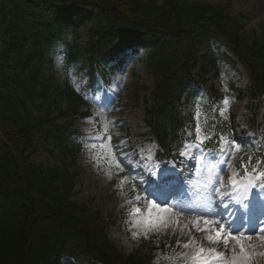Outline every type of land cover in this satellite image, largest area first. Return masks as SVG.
Returning <instances> with one entry per match:
<instances>
[{"label":"trees","instance_id":"16d2710c","mask_svg":"<svg viewBox=\"0 0 264 264\" xmlns=\"http://www.w3.org/2000/svg\"><path fill=\"white\" fill-rule=\"evenodd\" d=\"M52 11L58 17L50 20L47 15ZM80 24L91 25L89 40L85 47H72L64 38L66 27ZM243 30L230 16L229 5L197 0H0V34L5 36V49L0 46V264L61 262L65 253L61 248L69 243L73 255L92 257L101 264L150 261L149 254L141 251L128 259L120 256L105 234L91 226L95 219L71 201L74 176L69 167L74 166L79 147L69 121L88 115L80 109L88 106L84 97L96 80L97 59L105 60L113 51L121 53L130 44L142 45L140 40L146 37L155 43L145 60L155 78L146 125L164 153H172L184 137L183 103L195 83L191 69L201 63L200 72L206 75L217 57L231 61L216 55L210 46L200 57L199 48L205 43L212 46L224 40L247 69L254 120L258 101L264 97V30L259 35ZM56 41L65 45L68 69L87 70L91 75L87 88L77 91L69 76L56 82L43 75L42 62ZM28 104L40 112L38 117ZM58 120L68 123L59 126ZM199 123L205 129L202 114ZM213 124L206 128L213 137L229 127ZM38 133L57 141L61 168L32 162ZM68 155L73 156L70 164Z\"/></svg>","mask_w":264,"mask_h":264},{"label":"rangeland","instance_id":"374dc122","mask_svg":"<svg viewBox=\"0 0 264 264\" xmlns=\"http://www.w3.org/2000/svg\"><path fill=\"white\" fill-rule=\"evenodd\" d=\"M197 1L211 5L230 4L231 16L245 26L244 32L248 35H259L261 29L264 28V0ZM90 28L91 25L79 26L77 31L79 38L74 40L69 36V39L73 44L84 47L89 39L88 32ZM144 43L149 44V41ZM145 52V49H141L133 57L126 58L128 60L126 65L113 76L109 88L102 93L105 95L103 100L107 98L109 103L105 106L102 105L104 110L100 108L93 113L97 120L78 121L75 125L88 142L83 145L75 168L71 170V173L75 175L72 200L79 205H86L91 215L98 216L99 229H104L107 232L110 241L123 256H128L137 250L141 244L139 238L146 237L157 249L156 255L159 258L169 248L177 252L174 247L168 245H166L167 249L165 251H160L162 249L161 245L164 244L162 240L168 234L169 236L172 233L177 234L180 241L184 239V244L192 240H195L197 244L199 242L203 243V238L197 234L198 230H196L193 223L188 224L186 222V220L193 219L192 213L181 210V207L166 206L165 209H153V216L158 214L164 217L166 226L161 225L155 230L148 228L145 220L147 219L146 210L151 207L150 199L142 195V192L135 186L132 176L127 174L123 177H117L109 169L112 162L109 147L113 139L116 140L119 146V153L124 155L126 160L129 161V158L136 156L140 160H145V164L149 167L153 163L155 147L147 142L146 134L148 130L144 123V113L146 103L150 99V92L154 87V78L146 68ZM52 58L54 65L51 66L50 63L46 62L44 65L45 74L49 77L53 76L56 80H61V65L60 60H58L60 56H52ZM2 61L0 60V65L3 64ZM195 72V74H198V70ZM10 73L11 71L8 74ZM207 76V79L203 82V88L200 89V94L211 93L212 86H215L214 88L221 95L226 96L230 84H234L239 90H245L248 85L247 76L239 65L235 68L223 65L219 67L217 73L208 74ZM78 77L85 80L84 73H79ZM20 95L22 96V93ZM37 102V104H41V100ZM197 102L193 100L189 104L186 108L187 114L194 111ZM247 103L246 97L242 96L240 100H235L232 103L228 113L235 116L237 124L244 129ZM45 111L46 107L41 110L42 113ZM32 114L38 116L40 112L32 109ZM260 120L264 121V103L260 112ZM109 135L111 140L107 139ZM249 135H251L253 145L260 142L264 143V138L261 135L259 136L261 139L257 140L253 134L250 133ZM35 138L37 140V152L32 157V161L35 164H42L44 167L59 165L61 155L53 140H46L39 133L36 134ZM96 140L100 142L98 143ZM147 157H151V159H147ZM158 173L159 171L157 172L159 177ZM131 186L135 188H130ZM137 196L140 197L139 201L136 200ZM136 207H140L141 212L138 215H133ZM177 220L179 221L178 224ZM133 233L136 235L134 236ZM197 244L184 248L177 243L184 252L183 259H187L185 258V252L188 249L195 248L197 250L199 246ZM202 247L205 248V246ZM230 248L235 249L234 253L230 252L235 255L239 247L233 241L230 243ZM263 248L264 245L260 248V257L264 256V250L261 251ZM247 264H251L250 259L247 260Z\"/></svg>","mask_w":264,"mask_h":264},{"label":"snow or ice","instance_id":"6c2138e0","mask_svg":"<svg viewBox=\"0 0 264 264\" xmlns=\"http://www.w3.org/2000/svg\"><path fill=\"white\" fill-rule=\"evenodd\" d=\"M58 60H62V58H58ZM230 106L229 98H224L219 109V116L224 117L228 107ZM196 123L194 124V143L188 144L185 143L182 145L183 149H196L199 152V155L192 154L189 155L187 151L181 150L179 151L180 157H186L191 161H195L197 164L203 163L207 158L205 156V149L203 145L206 141H210L213 137L207 132L206 129H202L199 123V116L200 113H194ZM215 127V124L212 125ZM107 131V129H105ZM203 133V134H202ZM191 136L192 133H189ZM108 140H111V136H107ZM216 148L213 149V152L217 151L221 156L227 153L226 159L218 160L219 164H226L228 161L232 159V153L236 151H240V144L236 143L235 141L229 140L227 137L221 135L216 136L215 138ZM119 147V146H117ZM115 151V150H113ZM211 155V153H209ZM147 159H151V157H147ZM113 160L116 162V166L120 167V161L116 160L115 156L113 155ZM260 165H264V158H258L253 161L251 156L247 157L246 160H242L239 163V168L243 170L244 175L238 182L236 179H232V186L239 190L240 185L243 184L244 186V194L247 195V192L250 188L256 186L257 183L264 182V170H261ZM204 167L209 171L212 172L217 167L216 163H208L205 164ZM121 171L123 169L121 168ZM151 174V173H150ZM175 174V169H169L168 167H164L159 174V180L152 181V184L156 187L162 188L167 185L170 181V177ZM216 191H219L218 189ZM223 196H231V193H222ZM136 200L139 201L140 197L137 196ZM161 207L160 204L156 203L155 201L151 202V207L148 208L147 211V219L145 220V224L148 228L155 230L156 228L160 227L161 225L166 226L165 218L159 216L158 214L153 216V209H159ZM224 207L227 208L228 205L224 204ZM246 207V206H245ZM141 212L140 207H136L133 211V215H138ZM203 223L204 227L200 228V223ZM179 221L177 220V224ZM193 225L196 226L197 230L205 235V238L208 242L213 244H220L222 248L228 249L229 252L234 253L235 249L230 248V242H235L239 245L241 256L232 255L230 258L225 256L224 251H218L216 248H208L205 249L202 246H198L195 252V255L192 257L194 260L198 261L199 264H247V260L250 259V254L248 249L245 247V239L248 241L252 240L251 235L245 236L244 233L234 234L231 231H226L225 223L216 220V219H209L207 217H197L195 221H192ZM135 236L136 234L133 233ZM264 239V237H261ZM197 242L195 240L189 241V243H185L183 245L184 248H189L190 245H196ZM207 252V256L205 253ZM188 254H185V258H187Z\"/></svg>","mask_w":264,"mask_h":264},{"label":"bare ground","instance_id":"6f19581e","mask_svg":"<svg viewBox=\"0 0 264 264\" xmlns=\"http://www.w3.org/2000/svg\"><path fill=\"white\" fill-rule=\"evenodd\" d=\"M223 249H224V248H221L220 251H222ZM191 254H193V252H192Z\"/></svg>","mask_w":264,"mask_h":264}]
</instances>
